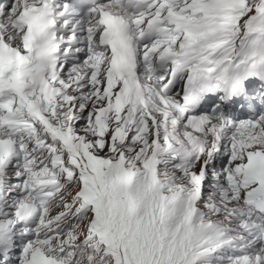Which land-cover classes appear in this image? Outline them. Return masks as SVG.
I'll return each instance as SVG.
<instances>
[{"label":"snow or ice","instance_id":"snow-or-ice-1","mask_svg":"<svg viewBox=\"0 0 264 264\" xmlns=\"http://www.w3.org/2000/svg\"><path fill=\"white\" fill-rule=\"evenodd\" d=\"M0 264H264V0H0Z\"/></svg>","mask_w":264,"mask_h":264}]
</instances>
